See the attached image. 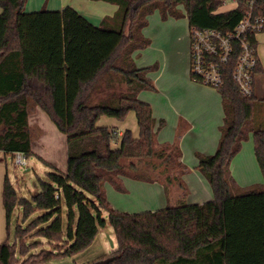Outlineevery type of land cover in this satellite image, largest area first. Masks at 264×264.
<instances>
[{
    "label": "trees",
    "instance_id": "trees-1",
    "mask_svg": "<svg viewBox=\"0 0 264 264\" xmlns=\"http://www.w3.org/2000/svg\"><path fill=\"white\" fill-rule=\"evenodd\" d=\"M103 1L117 9L95 26L69 6L24 12L25 0H0V151L31 155L28 115L35 106L66 136L67 147L66 170L47 172L29 199L18 198L4 177L7 234L16 205L21 223L31 218L15 225L11 242L7 238L0 244V264L71 256L88 247L106 223L116 239V248L100 258L108 259L106 264H264V99L243 96L233 85L238 43L233 42L224 67V83L215 89L223 111L216 149L195 153L196 169L213 193L201 204L184 201L187 167L180 161L178 142H157L164 120H156L149 103L137 97L141 90L155 89L148 74L157 64L137 67L133 61V53L150 43L142 29L153 11L161 19L186 16L189 29L226 34L246 6L239 0L235 8L217 12L223 0ZM253 14L264 17V2H255ZM250 42L256 48V39ZM260 73L257 60L254 76ZM129 111L136 118V137L130 130L118 136L96 124L101 116L123 120ZM249 135L263 182L239 187L230 163ZM123 177L159 181L166 193L175 186L176 203L138 213L116 210L104 184L123 193ZM28 236L45 239L49 248L30 253L40 244L28 242Z\"/></svg>",
    "mask_w": 264,
    "mask_h": 264
},
{
    "label": "crops",
    "instance_id": "crops-1",
    "mask_svg": "<svg viewBox=\"0 0 264 264\" xmlns=\"http://www.w3.org/2000/svg\"><path fill=\"white\" fill-rule=\"evenodd\" d=\"M65 6L72 7L95 26L99 25L103 17L112 16L117 9L114 3L103 0H25L23 10L24 12L41 9L55 11L62 10ZM155 12L157 11L148 15L147 24L142 29L143 35L150 40L149 45L133 53V61L137 67L157 64V69L148 74L155 89L141 90L137 97L149 103L152 115L156 120H164V125L157 130V142L160 144L178 142L180 161L187 167V171L182 175V181L187 188L184 201L187 204H201L212 200L213 193L206 179L196 169L197 158L195 153L212 154L216 149L219 127L223 117L221 98L215 89L190 79L189 28L186 16H183V20L167 17L166 20L162 19L159 22L158 16H153L157 15L154 14ZM149 19L151 21L150 26L148 25ZM257 43L256 38V53L262 73L254 76L253 95L264 99V61L258 55ZM257 76H259L260 82L256 84ZM104 117L101 116L97 120L98 126H107L120 136L124 130H130L134 137L137 136L138 127L132 111H129L123 120ZM28 125L32 131L31 155L28 157H34L51 169L56 168L65 171L66 136L58 131L46 113L38 106H35L28 115ZM117 144L118 142L112 146H117ZM3 155L5 156L4 153ZM10 156L12 157V155ZM28 157H26V165L29 160ZM32 164L37 172L47 173L44 168L39 170L34 162ZM230 172L239 187L263 182L254 156L251 135L248 136L245 145H241L240 150L233 157L230 163ZM33 173L39 180L38 173L36 174L35 171ZM5 176L12 184L18 198L29 199L33 194L32 192L37 190L36 188L35 191H30L27 189L29 186L24 185L21 181L11 182L6 165L0 163V244L9 236L7 234L6 215L2 205V183ZM122 184L125 192H118L111 184L105 183L104 193L112 208L128 213L154 211L167 205H174L179 195L175 186L176 190L172 188L173 186H169L166 193L159 181L145 182L123 177ZM16 206L13 211L20 212L22 216L21 207ZM37 213L35 212L32 216ZM21 216L17 217V223L18 220L21 222ZM102 216L106 219L104 211ZM11 217L9 226L11 225ZM62 226L64 230L65 218ZM109 231L113 233V239L110 238ZM39 242L41 241L39 240ZM44 245H49L45 239L42 242V246ZM115 248L116 239L113 229L106 223L104 227L98 229L93 241L84 250L71 256L60 257L40 264H88L108 255Z\"/></svg>",
    "mask_w": 264,
    "mask_h": 264
},
{
    "label": "built area",
    "instance_id": "built-area-1",
    "mask_svg": "<svg viewBox=\"0 0 264 264\" xmlns=\"http://www.w3.org/2000/svg\"><path fill=\"white\" fill-rule=\"evenodd\" d=\"M226 0H223L222 4ZM256 1L242 0L247 10L236 23L233 31L223 34L212 28L189 29L188 62L190 79L213 89L221 87L225 80L224 67L233 51V42L239 45V52L232 71V82L239 94L251 97L253 94L254 68L258 60L256 48L250 42L264 32V17L253 14ZM235 8L239 0H231ZM228 9V10H230ZM118 136L117 132L113 131ZM112 145L116 142H112ZM12 164L26 166V157L21 152L12 155Z\"/></svg>",
    "mask_w": 264,
    "mask_h": 264
},
{
    "label": "rangeland",
    "instance_id": "rangeland-1",
    "mask_svg": "<svg viewBox=\"0 0 264 264\" xmlns=\"http://www.w3.org/2000/svg\"><path fill=\"white\" fill-rule=\"evenodd\" d=\"M233 6H234V4L231 2V0H226L217 9V12L226 11V10L232 8ZM154 14H157V15H153V16H158V21L161 22L162 19L159 17L158 13L155 12ZM182 18L183 17L174 18V19L183 20ZM163 20H166V19H163ZM148 25L149 26L151 25L150 19L148 20ZM256 38H257V42H258L257 43V52H258V55H259L260 59L264 61V32L259 33ZM255 81H256V84L258 82H260L259 76L256 77ZM246 142H247V140L244 141V143L242 145L244 146ZM28 159L29 160L27 161V165L26 166L16 167V166H14L12 164V161H11L12 160V157L10 155L5 154V156H4L3 153L0 152V163L2 165H4V164L6 165V167L8 169V176H9L10 181L13 182V183H15L16 181H18V182L21 181L24 185L29 186L27 189H29L30 191H35V189L37 188V190L35 192H38L39 191V180L34 175L33 171H35L36 174L38 173L37 175L40 176V180L46 181L47 178H46V174H43L40 171L37 172L35 170L34 165L32 164V162H34L36 164V167L39 170L44 168L45 171L52 172V169L50 167H48V166L40 163L34 157H28ZM152 174H154V172ZM172 188L174 190H176V188L174 186ZM35 192H32V193H35ZM18 208H20V206H18ZM18 216L19 217L21 216L20 215V212L14 210L13 211V214H12V217H11V225L9 226L10 227V229H9V236H8L9 242H11L13 240L14 227L17 224V217ZM28 220L25 223H23V225H25L28 222ZM19 222H20V220H18V223ZM110 232L111 231H109V236H110L111 239H113V233L112 232L110 233ZM26 239H27L28 242H33V241L39 242V240L41 241V242H39L40 246H38V247H36L34 249H31L30 253L31 252L37 253L41 249H47V248H49V245L42 246V242L44 241L43 238H39V237H35V236L34 237L28 236ZM19 261H21V259L18 260V263L17 264H19Z\"/></svg>",
    "mask_w": 264,
    "mask_h": 264
},
{
    "label": "water",
    "instance_id": "water-1",
    "mask_svg": "<svg viewBox=\"0 0 264 264\" xmlns=\"http://www.w3.org/2000/svg\"><path fill=\"white\" fill-rule=\"evenodd\" d=\"M107 261H108V259H100V260H96V261L88 263V264H106Z\"/></svg>",
    "mask_w": 264,
    "mask_h": 264
}]
</instances>
